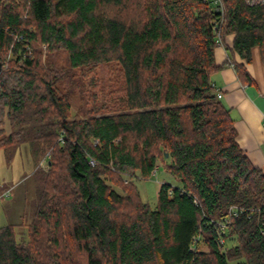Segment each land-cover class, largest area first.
I'll return each instance as SVG.
<instances>
[{"label": "trees", "instance_id": "trees-1", "mask_svg": "<svg viewBox=\"0 0 264 264\" xmlns=\"http://www.w3.org/2000/svg\"><path fill=\"white\" fill-rule=\"evenodd\" d=\"M223 1L219 34L213 0H0V155L46 159L27 232L0 226V264H264V167L212 79L219 35L264 59V3ZM161 160L174 182L152 205L138 182Z\"/></svg>", "mask_w": 264, "mask_h": 264}, {"label": "crops", "instance_id": "crops-1", "mask_svg": "<svg viewBox=\"0 0 264 264\" xmlns=\"http://www.w3.org/2000/svg\"><path fill=\"white\" fill-rule=\"evenodd\" d=\"M232 46V35L218 42L216 62L224 66L212 79L235 121L239 145L255 165L264 167V59L258 46L252 48L249 62L233 52ZM233 62L245 63L252 79L243 81Z\"/></svg>", "mask_w": 264, "mask_h": 264}, {"label": "rangeland", "instance_id": "rangeland-1", "mask_svg": "<svg viewBox=\"0 0 264 264\" xmlns=\"http://www.w3.org/2000/svg\"><path fill=\"white\" fill-rule=\"evenodd\" d=\"M6 1L8 2L9 0ZM129 7L130 8L127 10L123 5H116L114 8L113 6H109L108 12L126 17V13L130 9L132 10L135 8L134 4H130ZM223 7L225 9L224 1ZM224 21L225 13L222 18V25ZM43 49L45 59V45H43ZM80 104V98L77 96L73 97L72 109L74 112L77 111ZM45 164V157H38L30 151L27 146H22L15 157H9V160L3 155H0V180L3 187L2 191L10 190V196L0 197V226L7 224L18 225L19 231L27 232V228H23L22 225H27L32 220L40 191L38 177L33 172L39 165L45 167ZM163 165L162 160L159 161L158 169L153 173L151 178L143 179L138 182L141 194L152 205L157 203L158 183L163 180L174 182L173 178L163 169ZM227 243L231 245L233 241L228 240ZM200 246L203 249H208L203 238H201Z\"/></svg>", "mask_w": 264, "mask_h": 264}, {"label": "built area", "instance_id": "built-area-1", "mask_svg": "<svg viewBox=\"0 0 264 264\" xmlns=\"http://www.w3.org/2000/svg\"><path fill=\"white\" fill-rule=\"evenodd\" d=\"M213 2L215 4V6H216V9L219 10L221 12V14H222L221 20L219 22L217 21L215 23V26L218 28L219 34H220V29H221V26H222L221 22H222V18L224 16V13H225V9L223 7V0H213ZM246 2H247L248 5L254 6V5L263 4L264 0H246ZM220 39L221 38H220V35H219L218 36V41H220ZM216 90H217L218 97H222V92L219 89H217V88H216ZM263 118H264V114H263ZM92 163H94L93 160H92ZM2 196H10V190L1 191L0 192V197H2ZM240 212L241 211L235 206H232L230 208V216H236L237 217Z\"/></svg>", "mask_w": 264, "mask_h": 264}, {"label": "water", "instance_id": "water-1", "mask_svg": "<svg viewBox=\"0 0 264 264\" xmlns=\"http://www.w3.org/2000/svg\"><path fill=\"white\" fill-rule=\"evenodd\" d=\"M1 67H2V66H1V63H0V69H1ZM166 155L168 156V153H166Z\"/></svg>", "mask_w": 264, "mask_h": 264}]
</instances>
